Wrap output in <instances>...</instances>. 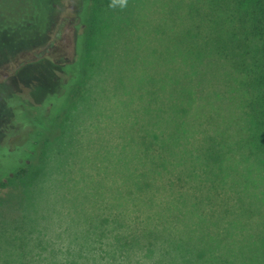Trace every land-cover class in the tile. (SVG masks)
<instances>
[{
	"label": "rangeland",
	"instance_id": "374dc122",
	"mask_svg": "<svg viewBox=\"0 0 264 264\" xmlns=\"http://www.w3.org/2000/svg\"><path fill=\"white\" fill-rule=\"evenodd\" d=\"M193 1L114 0L90 38L89 0H0L18 47L0 64V264H264V176L239 159L251 125L232 71L190 82L166 52ZM212 145L234 156L209 174Z\"/></svg>",
	"mask_w": 264,
	"mask_h": 264
},
{
	"label": "trees",
	"instance_id": "16d2710c",
	"mask_svg": "<svg viewBox=\"0 0 264 264\" xmlns=\"http://www.w3.org/2000/svg\"><path fill=\"white\" fill-rule=\"evenodd\" d=\"M22 1L28 5L34 0ZM52 8L55 10L54 6ZM116 9L114 0H89L85 23L87 36L94 37L102 24L109 23ZM26 13L27 21V9ZM186 13L189 17H186L188 22L184 29H180L176 18L171 20L167 28L168 58L187 68V76L184 73V77L190 82L193 74L199 72L195 69L202 64L216 61L232 71L239 101L251 125V132L245 143L248 155H242L239 159L241 162L249 161L251 168L259 164L260 175L263 172L264 176V0H194L187 6ZM24 23L20 21L13 30L20 28ZM155 30L156 33L166 34L160 26ZM0 36L4 37V34ZM16 47L15 44L9 45L0 39V49L3 51L0 64L6 63L17 53ZM42 62L41 60L40 63L32 65L40 66ZM45 66L48 68L50 65ZM211 143H215L213 139ZM232 152L234 150L228 149L226 152L220 147L215 149V146H209L200 155L204 171L215 173L214 164L233 158ZM162 164H156L155 168L164 170ZM23 173L24 170L18 175L21 177ZM144 182V188L150 189L152 182ZM136 219L137 223H140L139 219L143 218L138 215ZM138 239L135 238L133 244L142 252L153 246L151 239L143 242Z\"/></svg>",
	"mask_w": 264,
	"mask_h": 264
}]
</instances>
